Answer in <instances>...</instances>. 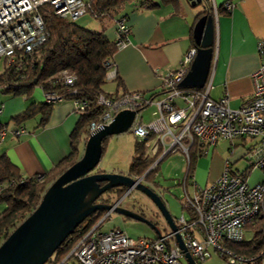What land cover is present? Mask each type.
<instances>
[{
  "label": "built area",
  "instance_id": "2783aa9c",
  "mask_svg": "<svg viewBox=\"0 0 264 264\" xmlns=\"http://www.w3.org/2000/svg\"><path fill=\"white\" fill-rule=\"evenodd\" d=\"M44 6L51 7L56 16L71 21L84 16L90 9L85 0H0V70L2 66V71L13 66L20 68L23 56H32L43 46L48 38L41 14ZM224 8L231 12L234 4L227 2ZM130 33L125 19L116 21V40L120 48L129 44ZM258 52L261 63L253 74L255 89L241 107L233 109L228 94L219 99L210 97L213 75L208 77L203 89L180 87L197 55V48L191 47L176 68L168 69L162 75L159 98L149 99L143 92L136 91L119 98L99 96L97 104L103 110L87 127L88 137L110 125L120 112H136L129 132L138 142L144 143V156L152 161L145 175L134 177L142 183L146 182V175L156 171L171 153L182 152L190 164L193 147L199 154H206L220 140H248L246 158L250 169H264V40L259 43ZM107 69L108 79L114 80L113 62L107 64ZM75 81L74 74L64 71L56 82L73 86ZM39 88L44 102L49 105L65 102L68 94L77 93ZM71 102L78 115L87 112V102L76 99ZM148 107L154 108L152 119L144 122L141 113ZM2 110L0 107V114ZM24 133V127L13 131L16 137ZM5 135L6 130L1 131L0 145ZM38 180H43V174L38 175ZM189 182L191 193L187 179L182 184L185 189L181 201L183 213L174 221L176 232L170 229L168 235L160 234L157 239L135 240L119 229L104 231V218L83 236L61 264L73 260V264H183L186 258L177 235L197 264L209 259L212 251L230 264H258V257L239 256L228 245L244 242L246 228L264 217V180L250 185L248 171L234 173L227 162L223 174L206 187H199L192 177ZM3 189L0 185V194ZM121 203L119 206L122 207ZM112 212L114 210L109 211Z\"/></svg>",
  "mask_w": 264,
  "mask_h": 264
},
{
  "label": "crops",
  "instance_id": "0c3cea01",
  "mask_svg": "<svg viewBox=\"0 0 264 264\" xmlns=\"http://www.w3.org/2000/svg\"><path fill=\"white\" fill-rule=\"evenodd\" d=\"M153 1L158 6L152 9L141 7L140 0L126 4L117 16L127 17L131 33L129 44L120 48L114 56L116 77L122 84L118 90V83L114 81L115 93L119 91L118 95H122L123 92L136 91L143 92L149 99L159 98L162 75L168 69L176 68L195 44L193 31L196 23L203 16H212L214 54L209 76L213 75V88L209 95L212 99H219L228 94L230 106L233 109L241 107L254 92L253 74L261 63L258 45L264 40V0H208L207 3L203 0L201 3L198 0ZM227 2L234 4L231 12L224 8ZM103 32L114 41L115 21L110 20V25ZM43 102L41 91H34L30 99L13 95L0 97V107L3 108L0 122L7 126L0 145V156L6 154L24 177L47 175L70 156L73 134L81 118L75 112L74 104L65 101L52 106L45 125H41V114L20 124L13 122V117L23 113L31 104ZM153 110V107H148L142 111L144 122L152 119ZM18 127H24L25 133L16 137L13 131ZM88 138L85 132L77 135L75 160L83 156ZM249 145L246 139L220 140L203 158L191 161V172L188 164L184 180L190 176L199 187H206L223 174L227 162L230 170H237V174L249 170L250 180L255 170L245 163ZM227 151L225 162L215 168L214 155ZM190 179L188 188H191Z\"/></svg>",
  "mask_w": 264,
  "mask_h": 264
},
{
  "label": "trees",
  "instance_id": "16d2710c",
  "mask_svg": "<svg viewBox=\"0 0 264 264\" xmlns=\"http://www.w3.org/2000/svg\"><path fill=\"white\" fill-rule=\"evenodd\" d=\"M135 1L138 0H91L87 3L94 16L97 18L106 16L109 20H114L116 24L119 19H125L128 22L126 16H117L126 4ZM140 1L141 7L147 9L158 6L153 0ZM160 1L169 3L174 0ZM203 1L207 3L208 0ZM41 14L48 34L47 40L36 54L23 56L20 68L13 66L0 71V90L4 94L26 99H30L35 89L39 87L58 93H69L73 90L77 93L68 94L66 100L85 101L89 107L85 114L80 115L81 118L73 134L72 153L56 170L43 175V180L39 181L38 175L24 177L20 169L11 162L6 154L0 156V185L4 186L3 192L0 194V206H5V209L0 211V245L39 206L50 185L77 161L75 160L77 135L81 132L87 133L89 124L98 119L103 110L97 104L98 97L103 95L107 98H119L127 93L123 92L122 95H118L119 91H117L115 94H109L104 90V86L109 80L107 64L113 62L115 54L120 49L116 39L110 40L104 32H94L78 26L75 21L60 18L49 6L42 7ZM193 47L196 45L194 44ZM64 71L76 76L73 86H62L56 82L58 75ZM113 81L118 83L119 90L122 84L118 77ZM52 106L45 102L33 103L12 120L15 124H20L41 114V125H45L49 120ZM6 129L7 126L0 122V133ZM106 140L103 142V147H105ZM197 150L193 147L190 154V172L192 170L191 161L204 155L199 154ZM151 164L152 161L147 160L144 156V143L136 140L135 155L129 170L130 176L142 177ZM154 172L148 173L145 180L149 181ZM188 179L190 176L187 177V181ZM126 191L127 188H123L118 195V200L123 197ZM100 201L112 204L111 199H105L104 196L99 199ZM106 212V210L97 211L86 219L46 264H61L83 236L99 223ZM259 219V222L251 225L255 228L253 239L228 245V248L239 256L258 257V264L264 258V217Z\"/></svg>",
  "mask_w": 264,
  "mask_h": 264
},
{
  "label": "water",
  "instance_id": "95a60500",
  "mask_svg": "<svg viewBox=\"0 0 264 264\" xmlns=\"http://www.w3.org/2000/svg\"><path fill=\"white\" fill-rule=\"evenodd\" d=\"M193 38L197 55L180 87L203 89L212 68L214 54L212 16H203L196 23ZM135 116L136 112L122 111L110 125L90 135L83 156L50 185L39 206L0 245V264H46L66 239L100 210H114L127 218L151 224L142 215L119 206L125 195L112 204L99 202L104 194L118 188L136 189L146 195L169 228L176 232V224L167 206L142 180L137 181L122 174L92 173L101 161L105 139L129 131ZM156 231L160 236V232ZM177 241L188 264H197L179 235Z\"/></svg>",
  "mask_w": 264,
  "mask_h": 264
},
{
  "label": "rangeland",
  "instance_id": "374dc122",
  "mask_svg": "<svg viewBox=\"0 0 264 264\" xmlns=\"http://www.w3.org/2000/svg\"><path fill=\"white\" fill-rule=\"evenodd\" d=\"M90 2L91 0H85ZM75 23L84 27L88 30L94 32H103L106 31V28L110 25V20L106 16H101L97 18L93 15L91 9H88L87 13L77 19ZM3 66L1 67L2 71ZM104 90L109 93H115L116 84L114 81H109L104 86ZM36 92L41 91L40 88L35 89ZM205 91V90H204ZM42 92V91H41ZM1 96H10V94H4L0 90ZM148 115L145 116L147 118ZM136 138L129 132L123 134L110 136L107 138L104 152L101 158V161L97 168L92 172L93 174L99 171H105L109 174H114L115 172L122 175H130L129 167L133 162V155L135 153ZM218 154V155H217ZM214 155V166L215 168L221 167L219 164H222L227 159V152L217 153ZM203 158V157H201ZM200 159V158H199ZM229 159V158H228ZM245 163L250 165L249 161ZM188 167V160L185 154L182 152L171 153L168 155L157 167L156 171L150 177L149 181L144 182V184L151 187L163 200L167 209L169 210L174 221L181 217L183 213L182 209V199L185 193L183 180L186 176V169ZM209 168V165L208 167ZM237 172V170H232ZM242 172H238L241 174ZM264 177V169H256L250 176V185H256L262 182ZM129 190L124 193H126ZM188 192L191 193L192 189L188 188ZM123 195V196H124ZM112 203L118 201L114 196H112ZM122 207H126L140 215H142L146 220L150 221L151 224L146 222L138 221L135 219L127 218L123 215H120L116 212L109 213L106 212L104 215L105 221L103 225V230L109 231L114 228L121 230L126 233L128 237L140 240V239H157L158 233L156 229L160 232L161 235L166 236L170 233V228L165 221L164 217L158 211L157 207L151 202V200L144 195L142 192L133 189L128 195L124 197L121 203ZM5 209L4 205L0 206V211ZM109 214V215H108ZM108 215V217H106ZM187 217L188 214L185 213ZM101 219V220H102ZM260 219L256 220L255 223L259 222ZM156 229H154V227ZM255 235L254 227H247L245 230V240L249 241L253 239ZM264 258L260 260L259 264H264ZM183 264H188L186 259H184ZM73 261H70L69 264H73ZM199 264H230L226 258L220 256L216 251H212V256L206 261Z\"/></svg>",
  "mask_w": 264,
  "mask_h": 264
},
{
  "label": "flooded vegetation",
  "instance_id": "af4514ba",
  "mask_svg": "<svg viewBox=\"0 0 264 264\" xmlns=\"http://www.w3.org/2000/svg\"><path fill=\"white\" fill-rule=\"evenodd\" d=\"M122 190H123V188H118V189H115V190H111V191L107 192L106 194H104L103 196H104L105 199H107V198H110L111 199L112 196H114L116 198V200H117L118 199V195H119V193ZM111 202H112V199H111Z\"/></svg>",
  "mask_w": 264,
  "mask_h": 264
}]
</instances>
